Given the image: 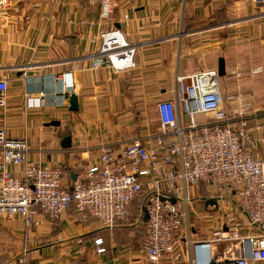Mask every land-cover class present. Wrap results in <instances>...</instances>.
Wrapping results in <instances>:
<instances>
[{
  "label": "crops",
  "instance_id": "0c3cea01",
  "mask_svg": "<svg viewBox=\"0 0 264 264\" xmlns=\"http://www.w3.org/2000/svg\"><path fill=\"white\" fill-rule=\"evenodd\" d=\"M112 2L107 19L100 14L101 0H39L36 8L19 6L0 16V79L8 86L0 128L11 138L27 141L31 161L59 168L63 186L70 188L81 171L97 161L102 146L121 150L133 140L154 145L159 134L156 104L175 99L176 77L217 70L219 58L225 65V75L218 79L223 108L241 112V104L246 105L252 133L264 137V4ZM111 29L123 32L135 47L132 70L114 72L96 55L100 33ZM94 62L100 65L96 69L91 68ZM256 69L260 72L252 75ZM65 73H71L72 89L61 82ZM71 95L77 98V111L69 110ZM152 105L154 118L148 119L147 107ZM52 121L59 126H46ZM66 137L71 139L69 148L61 146ZM260 149L258 155L264 157V146ZM11 171L18 174L20 168ZM189 193L192 206H198L183 221L181 248L190 249V240L209 243L212 253L218 243L231 242L219 256L235 250L247 233L244 214L231 205L234 237L225 241V234H218L224 229L221 216L213 209L219 201L203 186ZM143 196L132 203L134 222L113 228L95 219L81 220L72 205L58 220L37 209V225L30 228L18 217H0V264H147L141 247ZM199 223L202 228L196 229ZM98 239L101 245H95ZM98 248L103 252L97 253ZM175 264L191 262L184 256Z\"/></svg>",
  "mask_w": 264,
  "mask_h": 264
},
{
  "label": "built area",
  "instance_id": "2783aa9c",
  "mask_svg": "<svg viewBox=\"0 0 264 264\" xmlns=\"http://www.w3.org/2000/svg\"><path fill=\"white\" fill-rule=\"evenodd\" d=\"M38 1L0 0V16L19 6L36 8ZM112 11V0H101V17L109 18ZM99 37L96 55L107 67L114 72L135 67V47L123 32L111 29ZM99 66L94 62L91 68ZM218 79L216 69L177 76L175 99L156 104L159 134L154 145L133 140L121 150L102 146L97 161L84 168L70 188L63 186L59 168L31 161L27 141L11 138L0 128V217H18L30 228L37 225V209L58 220L72 205L81 220L95 219L113 228L134 222L132 203L144 194L141 247L147 264H175L184 256L191 264H264V157L258 155L264 137L257 139L252 133L246 105L241 104V112L223 108ZM61 82L72 89L71 73ZM7 89L0 79V107ZM17 167L20 172L15 174L11 168ZM200 186L215 200L229 197L248 222L238 247L220 257L213 255L209 243L187 240L190 249L180 246L183 221L193 209L189 191ZM227 214L221 216L224 229L218 231L225 241L233 239L236 224ZM94 243L102 244L100 239Z\"/></svg>",
  "mask_w": 264,
  "mask_h": 264
},
{
  "label": "rangeland",
  "instance_id": "374dc122",
  "mask_svg": "<svg viewBox=\"0 0 264 264\" xmlns=\"http://www.w3.org/2000/svg\"><path fill=\"white\" fill-rule=\"evenodd\" d=\"M226 101L227 100L225 99V103H226ZM146 116H147L148 119H153L154 118L153 105L147 107V114H146ZM220 201H222V200H219V203H218L219 206H218L217 211H216V213H217L218 216L226 215V213H229L228 211H229V208H231V205H233L234 207L236 206L233 203L234 201L232 202L229 197L223 199V201H226L228 204H226V203L222 204ZM231 203H233V204H231ZM196 205L198 206V202H196L195 204H193V208L194 209H195V207H197ZM135 206L139 207L140 206V201L136 202ZM196 210H197V208H196ZM198 213L201 215L202 211L199 210ZM193 217L194 216L192 215L191 218H193ZM194 221H196V220H194ZM191 222H192V224H194V222L192 220H191ZM198 222H200V220ZM200 223L198 224L199 227L197 225L195 226L196 229L202 228V225ZM218 244H219V248H218L217 252L213 253V255L216 256V257H220L219 254H221L222 251H224V249L227 247L226 245H230L231 242H228V243H224L223 242V243H218Z\"/></svg>",
  "mask_w": 264,
  "mask_h": 264
},
{
  "label": "water",
  "instance_id": "95a60500",
  "mask_svg": "<svg viewBox=\"0 0 264 264\" xmlns=\"http://www.w3.org/2000/svg\"><path fill=\"white\" fill-rule=\"evenodd\" d=\"M217 73L218 77H223L225 75V65L224 60L222 58L218 59L217 62ZM77 98L75 95H71L69 98V110L70 111H77ZM46 126H59V122L52 121L46 124ZM61 146L63 148H69L71 146V139L70 137H66L62 140ZM248 254V253H247Z\"/></svg>",
  "mask_w": 264,
  "mask_h": 264
},
{
  "label": "trees",
  "instance_id": "16d2710c",
  "mask_svg": "<svg viewBox=\"0 0 264 264\" xmlns=\"http://www.w3.org/2000/svg\"><path fill=\"white\" fill-rule=\"evenodd\" d=\"M143 200L145 199V197L143 196V198H142Z\"/></svg>",
  "mask_w": 264,
  "mask_h": 264
}]
</instances>
